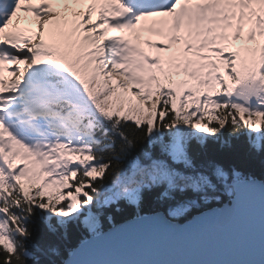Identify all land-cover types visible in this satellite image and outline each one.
Instances as JSON below:
<instances>
[{
	"label": "snow or ice",
	"instance_id": "6c2138e0",
	"mask_svg": "<svg viewBox=\"0 0 264 264\" xmlns=\"http://www.w3.org/2000/svg\"><path fill=\"white\" fill-rule=\"evenodd\" d=\"M226 133L264 153V0H0V264L34 258L38 222L90 237L63 264H108L132 227L230 216L264 180L216 165L214 184L196 165ZM209 190L227 205L203 210ZM152 193L166 211L145 214ZM122 203L131 216L104 232ZM229 255L264 264V227Z\"/></svg>",
	"mask_w": 264,
	"mask_h": 264
},
{
	"label": "trees",
	"instance_id": "16d2710c",
	"mask_svg": "<svg viewBox=\"0 0 264 264\" xmlns=\"http://www.w3.org/2000/svg\"><path fill=\"white\" fill-rule=\"evenodd\" d=\"M227 142L210 144L203 155L196 158V165L211 171L214 166L219 165L225 171L230 172L231 168L244 175H255L264 180V153L253 151L245 139H230L225 134ZM166 202L160 201L155 193L149 194L144 202V212L154 211L157 208L164 210ZM120 207L121 211H116ZM133 207L127 204L111 206L101 216L103 226H107V218L111 216L113 223H118L130 217ZM53 223H55L53 221ZM84 234L80 226L69 225L67 234L65 229L56 226V231H50L45 223L38 222L35 226L32 238L27 242L28 250L34 257L28 264H56L65 256L68 248L74 246ZM57 249L59 255L53 253Z\"/></svg>",
	"mask_w": 264,
	"mask_h": 264
},
{
	"label": "water",
	"instance_id": "95a60500",
	"mask_svg": "<svg viewBox=\"0 0 264 264\" xmlns=\"http://www.w3.org/2000/svg\"><path fill=\"white\" fill-rule=\"evenodd\" d=\"M142 238V237H141Z\"/></svg>",
	"mask_w": 264,
	"mask_h": 264
}]
</instances>
